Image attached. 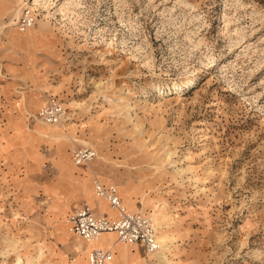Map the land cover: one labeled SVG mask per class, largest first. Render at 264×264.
<instances>
[{
  "label": "rangeland",
  "instance_id": "rangeland-1",
  "mask_svg": "<svg viewBox=\"0 0 264 264\" xmlns=\"http://www.w3.org/2000/svg\"><path fill=\"white\" fill-rule=\"evenodd\" d=\"M35 1L0 0V264H87L95 180L171 237L117 264H264V0Z\"/></svg>",
  "mask_w": 264,
  "mask_h": 264
},
{
  "label": "built area",
  "instance_id": "built-area-1",
  "mask_svg": "<svg viewBox=\"0 0 264 264\" xmlns=\"http://www.w3.org/2000/svg\"><path fill=\"white\" fill-rule=\"evenodd\" d=\"M42 120L47 124H60L67 118V109L55 97H51L41 112ZM97 152L92 148H78L73 153L76 166L88 164L95 160ZM95 189L100 198L110 204L118 213L115 220L97 215L89 204L78 207L67 219L72 232L87 243L97 240L105 233H114L123 244H140L148 252L160 250L157 230L153 220L141 213H130L122 204L118 188L115 185L105 187L99 180ZM114 255L112 249L97 247L91 250L88 264H110Z\"/></svg>",
  "mask_w": 264,
  "mask_h": 264
},
{
  "label": "bare ground",
  "instance_id": "bare-ground-1",
  "mask_svg": "<svg viewBox=\"0 0 264 264\" xmlns=\"http://www.w3.org/2000/svg\"><path fill=\"white\" fill-rule=\"evenodd\" d=\"M180 3H184V0H180ZM34 4H35V6H38L40 4V1L37 0V1H35ZM20 12H21L20 9H16L15 12H14L17 19L19 17ZM108 45L110 47L112 46L111 43H109ZM213 62H215V61L213 60ZM196 83H197V79L196 78H194V79H182L181 81L178 82V84L177 83L174 84L175 91L172 88H166L165 89V90L168 91V94H166V96L167 95L179 94L180 93V90L183 91L186 88H190L191 86H193ZM163 95H164V93H163ZM105 97L107 98V96H105ZM121 102H123V100H121ZM154 217H157V215H154ZM165 224L166 223H164L163 220L156 221L155 227H156L157 234H158L157 237H158V244L160 245V250L157 251V252H149L148 253V255H150L152 257H155L158 260L164 259V256L166 255L165 253L168 252L169 249L172 246V245H170L171 237L164 230ZM107 234H114V233H105L102 236H100L97 240L92 241V242H89V243H94L93 245H95V246H99L100 245V246H103V247H110L111 249H115V247L117 246V244H119L116 241V239H113L115 234L114 235H107ZM98 240H99V242H97ZM126 247L127 246H120V247H118V251H119V255H120L119 258L126 257L129 254L128 251H127L128 248H126ZM117 262H118V258L117 259H114V261L112 263H110V264H117Z\"/></svg>",
  "mask_w": 264,
  "mask_h": 264
},
{
  "label": "crops",
  "instance_id": "crops-1",
  "mask_svg": "<svg viewBox=\"0 0 264 264\" xmlns=\"http://www.w3.org/2000/svg\"><path fill=\"white\" fill-rule=\"evenodd\" d=\"M82 166V165H81ZM96 181V180H95ZM95 181H94V183H93V189H94V194H95V196H96V198H98V199H103V200H105L107 203H108V201L106 200V199H104V198H100L98 195H97V192H96V189H95ZM105 187H108V186H110V185H113V184H110V185H106V184H104V183H102ZM118 188V187H117ZM118 192H119V196H120V198H121V200H122V197H121V195H120V191H119V189H118ZM122 204H124L123 203V200H122ZM108 205L110 206V204L108 203ZM81 206V205H80ZM79 206V207H80ZM78 208V207H77ZM77 208H75L71 213H69V215L67 216V219H68V217L77 209ZM93 208V207H92ZM111 208V207H110ZM94 209V211H95V213L97 214V215H102V216H105V217H107V218H109V219H112V220H115V219H117L118 218V213L116 212V211H114V210H112L113 212H114V214L111 216V215H109V216H106V215H104V214H102V213H99L98 212V210L97 209H95V208H93ZM127 209V208H126ZM130 212V211H129ZM130 213H134V212H130ZM115 236H116V241L118 242V243H120L119 241H118V237H117V235L115 234ZM121 244H123V243H121ZM131 246H134V245H140V244H130ZM141 247H142V249L145 251V248L142 246V245H140ZM101 248H103V249H111L110 247H101ZM112 251H113V255H114V258L116 257V255H117V251L115 250H113L112 249ZM91 252V251H90ZM90 252H89V254H90ZM89 254H88V258H87V260H88V263H89ZM114 258H113V260H114ZM112 260V261H113ZM87 263V264H88Z\"/></svg>",
  "mask_w": 264,
  "mask_h": 264
}]
</instances>
